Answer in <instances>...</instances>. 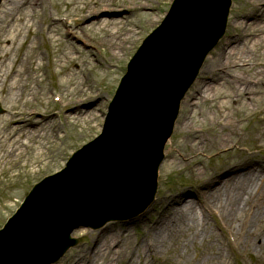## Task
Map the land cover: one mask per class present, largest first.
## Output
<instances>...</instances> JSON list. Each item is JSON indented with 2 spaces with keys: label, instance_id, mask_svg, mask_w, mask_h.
Here are the masks:
<instances>
[{
  "label": "bare ground",
  "instance_id": "1",
  "mask_svg": "<svg viewBox=\"0 0 264 264\" xmlns=\"http://www.w3.org/2000/svg\"><path fill=\"white\" fill-rule=\"evenodd\" d=\"M54 1L55 14L70 15L80 11L91 15L100 10L102 1L107 0ZM142 1L136 5H143ZM252 1L256 5L236 19L240 32L222 43L218 55L205 63L198 78L199 86L195 90L198 101L219 97L218 110L212 114V126L200 130L198 120L190 116L189 111H184L180 123L174 126L180 136L178 144L167 152L165 172L184 165L187 160L188 163L193 159L195 150L227 147L233 140L241 143L250 137L255 149L264 147V111L249 130L243 132L240 126L241 120L256 110L252 107L253 103L264 102V9L257 5L258 0ZM67 5L66 12L63 7ZM38 8H46V0H3L1 4L0 101L8 105L9 115L5 119L0 118V172L18 164L24 156L29 162L44 153L50 155L49 141L57 142L63 138L60 135L63 124L54 125V121L46 119L45 102L53 100L66 108L73 104L65 119L76 124L92 118L90 110L77 106L86 97L98 94L93 91L94 81L80 76L84 64L77 63L79 57L75 55V49H57L62 39L54 30V25L60 20L67 21L69 16L52 19L49 14L55 24L45 25L41 23V18L35 16ZM131 9L134 10L133 7ZM121 23H93L90 28H117L116 32H108L100 41L113 48L115 44L122 45L129 39L128 31L119 27ZM38 37L42 43L54 48L52 67L59 78L56 93L43 84L46 74L42 68L48 54L39 49ZM16 52V56L12 57ZM69 61L74 62L75 69L66 67ZM236 68L241 74L233 72ZM218 72L223 75H218ZM67 92L74 94V98H69ZM192 98L188 94L182 107L193 106ZM34 113L37 116L31 118ZM203 113L201 121L208 114L205 110ZM214 125L219 128L218 131H214ZM256 151L226 156L210 168L192 166L189 169L192 186L165 191L156 203L160 209L154 220L151 221L149 214L143 213L132 221L135 230L138 227L142 229L139 237L134 238L124 225L107 224L89 236L91 245L77 252L71 264H134L136 259L148 263L162 253L168 258L180 260L181 247L199 237L204 244L213 239L214 232L209 228L206 215L208 202H213L215 209L220 208L228 220L238 221L236 235L242 248L255 246L264 249V155ZM18 193L17 187L8 196L7 202ZM204 255L211 264L220 262L219 249L207 248Z\"/></svg>",
  "mask_w": 264,
  "mask_h": 264
},
{
  "label": "water",
  "instance_id": "2",
  "mask_svg": "<svg viewBox=\"0 0 264 264\" xmlns=\"http://www.w3.org/2000/svg\"><path fill=\"white\" fill-rule=\"evenodd\" d=\"M229 6L230 0H176L168 22L130 62L104 133L38 184L0 232V264H50L74 244V228L137 214L151 202L180 100L223 36ZM34 235H44L42 244L21 258Z\"/></svg>",
  "mask_w": 264,
  "mask_h": 264
},
{
  "label": "rangeland",
  "instance_id": "3",
  "mask_svg": "<svg viewBox=\"0 0 264 264\" xmlns=\"http://www.w3.org/2000/svg\"><path fill=\"white\" fill-rule=\"evenodd\" d=\"M138 1L141 2L142 0L102 1L104 3L100 4V10L91 15H85L80 11L73 12L70 15L66 13L65 15L55 14L53 10L54 0H46V8H38L35 16L41 18V23L45 25L53 23L49 14H51L52 19L69 16L70 19L68 18L65 22L59 19L60 21H58L57 24L53 23L55 24L54 30L62 39V44L57 47V49L61 50L60 48L65 47L68 49H75V55L79 57L77 63L80 64V62H82L84 64V66L82 65L84 68L80 76L82 78L85 76L88 77L89 80H93V91H96L98 94L94 97H86L85 101L77 106L79 107L82 105L80 106L81 108L83 107L90 110L92 118L89 121L84 120L76 124L65 119V116H67L70 109H72L73 104L66 108L59 102H54L53 100L44 103V107L47 110L46 119L54 121V125L63 124L64 129L60 134L63 138L61 137V140L57 142H53L52 140L49 141V146L51 148L50 155L44 153L42 156L40 155V157L33 158L32 161L30 160L29 162L27 161V156H24L18 164L12 165L10 169H5V171L0 172V227L19 207L23 197L34 183L61 169L72 152L101 132L109 102L111 101L121 76L126 71L129 59L141 44L143 38L161 22L172 2V0H143L142 2L144 4L137 6L136 4H138ZM2 2L3 0H1L0 3V9ZM255 5L256 4L252 0H232L225 36L215 49L211 51L205 62H209L210 59L218 55L217 53L222 49V43L225 40L235 37V35L240 32V28L236 27V19L249 12L251 6ZM257 5L264 9V0H258ZM132 7L134 10L131 9ZM63 10L67 12L68 5L65 8L63 7ZM102 22H122L119 27L128 31L127 36L129 39L124 44L119 45L117 43L113 48L110 47V49L107 43H102L100 41L106 37L108 32H116L117 28H102L100 30H93L90 28L93 23L99 25L98 23L102 24ZM38 29H40V26ZM37 42L40 44L39 49L43 53L48 54V59L44 60L45 65L44 68H42V72L46 74V79L43 84L47 85L51 91L56 93L57 91L55 89L57 88L55 82H57L59 78L54 73L52 67L54 48L42 43L39 37L37 38ZM18 46L19 45H17V47ZM20 53L21 51L17 56L20 57ZM16 54L17 52L13 53L12 57H15ZM66 67L75 69V64L69 61ZM233 72L235 74H241L239 68L234 69ZM217 74L223 75V73L219 72ZM213 81L214 79L212 82ZM197 82L198 80L195 81L188 92L189 96L193 97L192 102L194 105L187 106V108L181 106L180 115L176 123H180L181 114L184 111H189L190 116L198 120V128L204 131L210 129L212 126V114L216 113L218 110L219 97H216L215 100L198 101L196 99L198 92H195L196 88L199 86ZM67 93L69 98H74V94L71 95L70 92ZM182 104L185 105V102ZM252 107L256 108L257 111H251L240 122L243 132L249 130V128L254 125L255 120L263 115L264 102L258 104L253 103ZM14 109H16V107H14ZM190 109L193 110L191 111ZM40 110L41 109H39V111ZM204 110L207 111L208 114L206 117L204 116L205 120L201 121L200 119H203ZM8 115V105L0 101V118L5 119ZM36 116L37 114L34 113L31 118ZM213 129L214 131L219 130L215 125ZM178 136L180 135H178L174 129L165 147V159L159 168L158 189L155 200L145 212V215L149 214L151 221L157 217L156 212L159 211L160 208L159 204L156 203L160 201V196L163 195L165 191L177 190L184 187L188 189L193 185L192 181L189 179V169L192 166L199 165L198 167L210 168L212 165L221 162L226 156L239 152L248 153L250 150H257L256 152L264 155V147L259 148V150L255 149L253 147L254 142L250 137H247L246 140L241 143L233 140L232 144L227 147L195 150L193 159L188 163L187 160L184 165L169 169L168 172H165L164 163L168 160L167 152L172 151L173 147L178 144ZM47 162H50L48 166H46ZM34 170H36V172L33 173L32 171ZM30 172L33 174H30ZM216 184L217 183L213 184L212 188ZM17 187L19 193L13 195L11 201L7 202L8 196L10 197ZM204 201L203 198L202 202ZM213 205V202H208V210L206 212L209 228L214 232L213 239L210 243L204 244L203 239L199 237L193 243L189 242L187 246L180 248L179 253L182 256L180 260L174 257L168 258V255L162 253L161 255L151 258L148 263L140 262L136 259L134 260V264H204V262L206 264H211L212 262L204 255V250L210 247L220 250L221 255L218 259L220 262L217 264H264V249L255 246H250L246 249L242 248V245L239 243V238L236 235L238 221L228 220L220 211V208L218 207L219 210L215 209ZM132 221L131 219H124L121 221H112L107 224L124 225L130 229L131 235L136 238L140 236L142 229L138 227L135 230L133 224H131ZM98 230L99 229L94 230L91 228L75 230L72 236L79 238V243L77 246L69 249L55 264H71L72 258L77 252L91 245L89 236ZM208 255L210 254L208 253ZM119 264L127 263L123 262Z\"/></svg>",
  "mask_w": 264,
  "mask_h": 264
}]
</instances>
